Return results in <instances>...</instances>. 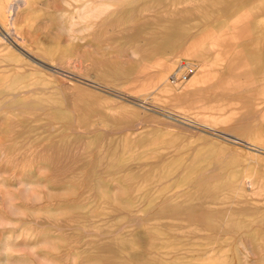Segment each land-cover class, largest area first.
<instances>
[{
	"label": "rangeland",
	"instance_id": "obj_1",
	"mask_svg": "<svg viewBox=\"0 0 264 264\" xmlns=\"http://www.w3.org/2000/svg\"><path fill=\"white\" fill-rule=\"evenodd\" d=\"M220 2L218 47L181 55L168 72L152 67L169 76V86L155 81L153 88L137 62L88 46L82 59L126 74L113 89L97 88L93 77L65 87L61 78L30 69L0 29V81L35 89L27 96L32 114L18 117L14 136L30 143L58 138L64 158L60 202L44 212L41 236L33 223H17L38 218L35 212L10 206L14 223L0 216V231L10 232L0 264H264V0ZM209 7L204 20L187 15V40L199 31L209 36ZM146 24L115 44L142 39ZM43 30L30 37L54 44ZM183 63L195 67L187 81L175 79ZM203 119L216 130L199 126ZM6 183L0 179V189ZM35 185L30 180L26 188L32 202Z\"/></svg>",
	"mask_w": 264,
	"mask_h": 264
},
{
	"label": "bare ground",
	"instance_id": "obj_2",
	"mask_svg": "<svg viewBox=\"0 0 264 264\" xmlns=\"http://www.w3.org/2000/svg\"><path fill=\"white\" fill-rule=\"evenodd\" d=\"M219 3H221L220 0H0V29L6 36L13 40L15 49L21 55L28 58L30 61L29 65H31L30 69L33 71H44L48 75L55 76L56 78L59 77V79L61 78L65 87H72L71 85L78 81V79L88 81L93 77L95 81H91L94 84H98L95 85L97 88L100 86L104 89L107 88L106 90L113 89L111 87L114 86L111 82L119 84L118 82L121 80V76L126 74L124 72L106 70L104 64L93 60L87 62L82 59L84 54H82L83 51H81V48L88 46L106 51L113 48L115 50L113 52L117 56L125 57L126 60L131 59L132 62H137L138 67L135 70H139V73L141 71L145 73V76L142 75L143 79L145 78L144 80L147 78L146 75L150 74L153 78L149 77L147 79L153 81L150 84L153 88L155 81L157 85L164 84L169 86V76L164 74V72L160 74L156 73L152 67L160 65L168 72L170 66L176 61L178 62L179 57L185 53L194 52V54H198L208 47L209 49H213V47L215 49L220 37L223 35L220 36L221 30L219 24L222 25V23L218 18V15H220ZM207 5L211 8L209 11L211 24V32L209 31L210 34L208 33L209 36L203 35L205 31L203 33L199 31L196 38L187 40L185 37L187 15L191 13L201 14L198 18L204 20L207 17L204 14ZM230 11L232 14V10ZM228 16L230 15L228 14ZM235 16H237L236 13ZM139 23H147L142 30L143 38L135 39L136 41L134 42H125L118 47L115 43L120 42L123 33L130 32ZM225 24L227 26V23ZM197 26L200 28L199 25ZM37 28H44V34L54 36L56 42L54 44H47L41 38L33 39L30 37ZM1 44L3 43H0V46H2ZM171 49L173 50L172 52L170 51ZM218 61H220L219 58ZM180 65L184 66V64ZM215 66L217 65L215 64ZM159 68L157 67V70ZM132 85L128 88L131 89V94L134 91ZM143 86V88H139L138 90V92H141V95L143 93L146 94L145 90L148 88L147 85ZM83 87L85 88V86ZM127 87H123L122 90H125ZM149 89L151 88L149 87ZM33 90L35 89L29 87L24 81L21 83H17L14 80L0 81V135H2L0 138V174L3 173L0 179L8 183H6L7 186L4 189H0V216L7 221H12L9 217V213L11 212L10 206L25 212L39 214L38 218L33 219L29 214L26 221L23 219L17 221L22 226L33 223L35 226H32L35 228L36 236L39 237L44 232L43 227L46 226L42 225L44 212L49 206H56V202L59 201V199L57 200L56 191L59 183H61V159L64 160V158H61L60 139L58 138L53 137L50 141L39 138L35 142L30 143L24 141L22 135L14 136L15 128L22 126L18 117L21 118L32 114L28 106L29 98L27 96ZM68 91L71 92L70 89ZM127 92L129 91L127 90ZM73 112L75 113V109ZM169 114L170 117L174 118V116H177L181 118L173 112ZM206 118L208 119L209 117ZM183 120L185 122L189 121L187 119ZM206 120L203 119L205 122H202V124L199 123L202 121L200 120L197 124L209 131H215V128L213 129V127L207 125ZM51 126L55 128L53 125ZM52 127L51 129H53ZM45 162H47L49 170V172L46 171V174L42 173L44 171L42 167H45L43 163ZM30 180H33L36 184L33 187V194L35 193L36 197V201L34 202L28 199V197H25L26 188H29L27 185ZM48 197H50V201ZM54 221V224H52L54 225V230L51 231L56 236V217ZM31 229L33 230L32 227ZM9 233L6 229L0 231V249L3 244L2 238ZM52 246L55 248L56 243H53ZM43 255L41 256L43 257ZM57 257L59 258V256ZM33 262L35 261L33 260Z\"/></svg>",
	"mask_w": 264,
	"mask_h": 264
},
{
	"label": "built area",
	"instance_id": "obj_3",
	"mask_svg": "<svg viewBox=\"0 0 264 264\" xmlns=\"http://www.w3.org/2000/svg\"><path fill=\"white\" fill-rule=\"evenodd\" d=\"M183 64H184V66H183L184 70H183L182 74L178 77L176 76L175 79H179L181 81H187V79L190 77V75H192L194 73L195 67H193L191 65H186L185 63H183Z\"/></svg>",
	"mask_w": 264,
	"mask_h": 264
}]
</instances>
